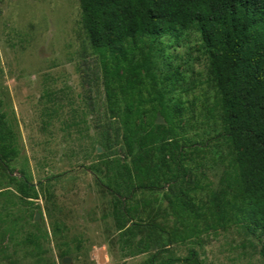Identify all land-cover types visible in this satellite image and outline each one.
<instances>
[{
    "label": "rangeland",
    "instance_id": "1",
    "mask_svg": "<svg viewBox=\"0 0 264 264\" xmlns=\"http://www.w3.org/2000/svg\"><path fill=\"white\" fill-rule=\"evenodd\" d=\"M187 37L167 47L166 62L183 76L171 97L192 107L178 127L207 145L203 158H193L184 185L210 199L231 167L225 146L212 141L221 127L207 57L198 36ZM98 65L85 41L79 0H0V111L12 120L19 144L18 158L0 166V264H63L66 258L70 264H146L154 255L158 264L191 251L199 264H264L259 240L242 226L170 241L168 235L183 227L166 189L135 193L150 206L147 212L140 205L135 214L143 227L132 241L143 239L149 248L130 256L115 227L113 195L97 181L103 177L97 168L104 171L103 159L112 158L99 128L105 91L95 80ZM159 67V82L169 84L165 66ZM21 172L39 190L38 200H23L10 181ZM51 177L57 178L47 182Z\"/></svg>",
    "mask_w": 264,
    "mask_h": 264
},
{
    "label": "trees",
    "instance_id": "2",
    "mask_svg": "<svg viewBox=\"0 0 264 264\" xmlns=\"http://www.w3.org/2000/svg\"><path fill=\"white\" fill-rule=\"evenodd\" d=\"M79 1L85 41L99 61L95 80L105 91L99 128L112 157L103 159L104 171L97 168L103 175L97 181L113 195L115 227L130 256L149 248L143 239L132 241L143 227L135 214L140 205L147 212L150 206L149 200L134 199L135 193L166 189L171 212L183 227L168 235L170 241L242 226L259 240L264 260V0ZM191 34L199 38L216 90L212 110L221 132L212 141L225 146L231 167L210 199L184 185L193 158H203L207 145L178 127V118L192 107L171 97L183 76L169 71L166 62L171 58L167 47ZM159 64L169 84L159 82ZM158 115L163 124L157 123ZM18 156L13 122L0 111V166ZM20 174L10 175L17 192L25 201L38 200L37 187ZM196 257L191 251L185 259L168 257L158 264H199ZM156 260L154 255L146 264Z\"/></svg>",
    "mask_w": 264,
    "mask_h": 264
},
{
    "label": "water",
    "instance_id": "3",
    "mask_svg": "<svg viewBox=\"0 0 264 264\" xmlns=\"http://www.w3.org/2000/svg\"><path fill=\"white\" fill-rule=\"evenodd\" d=\"M157 123L158 124H163L164 123V120L162 119V117L160 115H158ZM70 263L71 262H70V260L68 258L64 259V261H63V264H70Z\"/></svg>",
    "mask_w": 264,
    "mask_h": 264
}]
</instances>
